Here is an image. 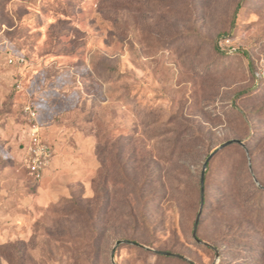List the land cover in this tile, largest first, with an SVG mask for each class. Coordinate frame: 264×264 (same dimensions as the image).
I'll list each match as a JSON object with an SVG mask.
<instances>
[{
    "label": "rangeland",
    "instance_id": "obj_1",
    "mask_svg": "<svg viewBox=\"0 0 264 264\" xmlns=\"http://www.w3.org/2000/svg\"><path fill=\"white\" fill-rule=\"evenodd\" d=\"M262 186L264 0H0V264H264Z\"/></svg>",
    "mask_w": 264,
    "mask_h": 264
},
{
    "label": "built area",
    "instance_id": "obj_2",
    "mask_svg": "<svg viewBox=\"0 0 264 264\" xmlns=\"http://www.w3.org/2000/svg\"><path fill=\"white\" fill-rule=\"evenodd\" d=\"M219 46L222 50L228 53H234L237 51V48L232 45L229 36L221 39L219 41ZM8 62L23 66L27 64V59L21 54H10L8 56ZM17 87L20 88L19 83L17 84ZM23 112L28 122L29 141L25 146L22 162L29 175L34 179L39 180L44 176L45 171L51 164L54 154L51 145L45 141L41 135L36 107L31 103H26L23 106Z\"/></svg>",
    "mask_w": 264,
    "mask_h": 264
},
{
    "label": "trees",
    "instance_id": "obj_3",
    "mask_svg": "<svg viewBox=\"0 0 264 264\" xmlns=\"http://www.w3.org/2000/svg\"><path fill=\"white\" fill-rule=\"evenodd\" d=\"M224 37V35H223ZM218 50L224 54V55H231L230 53L222 50L220 48V46H218ZM236 52L232 53V54H235ZM262 78V77H261ZM262 80V79H261ZM23 110V109H22ZM23 119L25 120V117L23 116ZM231 144H241L243 146H245L246 144L241 141V142H232L228 145H231ZM228 145H226L225 147H227ZM223 147V148H225ZM220 150H218L207 162V167H206V171H205V174H204V177H205V184H206V177H207V173H208V170H209V166H210V161L212 160V158L219 152ZM209 157V156H208ZM207 160V159H206ZM206 162V161H205ZM23 163V162H22ZM27 170V169H26ZM201 177H202V174H201ZM201 177H200V184H201ZM201 189H202V184H201ZM203 189H204V186H203ZM262 190H264V186H262L261 188H259ZM200 200L202 201L201 203L204 204L206 203V195L204 194V192L201 191L200 193ZM202 214H203V211H202V208L201 209H198L197 213H196V216H195V219L193 221V226H192V235L194 237V239L196 241L200 240L199 242H202L204 244H206L207 246H211L208 242L204 241L200 235H199V225H200V222H201V219H202ZM198 219V223H197V227H196V238L194 236V227H195V223H196V220ZM133 242L134 245H137L139 247H144V245L138 241H135V240H131ZM163 251V252H161ZM164 252H170V253H176V252H173V251H170V250H165V249H156L154 251V253L161 257V258H170V259H175L183 264H198L196 263L195 261L189 259L188 257H186L185 255H183L182 253H176L177 255H172V254H166Z\"/></svg>",
    "mask_w": 264,
    "mask_h": 264
},
{
    "label": "water",
    "instance_id": "obj_4",
    "mask_svg": "<svg viewBox=\"0 0 264 264\" xmlns=\"http://www.w3.org/2000/svg\"><path fill=\"white\" fill-rule=\"evenodd\" d=\"M232 142H241V140H239V139H232V140H229V141H227V142H225L224 144H222L220 147H218L215 151H213L210 155H209V157L207 158V160H206V162H205V164H204V167H203V172H202V177H201V184H202V186H203V184H204V171L206 170V167H207V162H208V160L219 150V149H221V148H223V147H225L226 145H228V144H230V143H232ZM197 223H198V219L196 220V223H195V227H194V236H195V238H196V227H197ZM198 241H200V240H198ZM122 242H127V240H117L116 241V245H118V244H120V243H122ZM113 251H114V249H113ZM112 251V252H113ZM161 252H163V251H161ZM164 253H166V254H172V255H177L176 253H170V252H164Z\"/></svg>",
    "mask_w": 264,
    "mask_h": 264
}]
</instances>
